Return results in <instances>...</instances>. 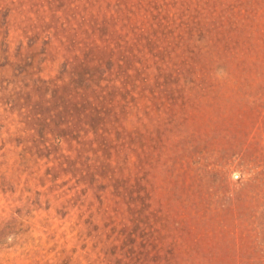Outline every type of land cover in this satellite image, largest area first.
<instances>
[{
    "label": "rangeland",
    "instance_id": "374dc122",
    "mask_svg": "<svg viewBox=\"0 0 264 264\" xmlns=\"http://www.w3.org/2000/svg\"><path fill=\"white\" fill-rule=\"evenodd\" d=\"M0 264H264V0H0Z\"/></svg>",
    "mask_w": 264,
    "mask_h": 264
}]
</instances>
